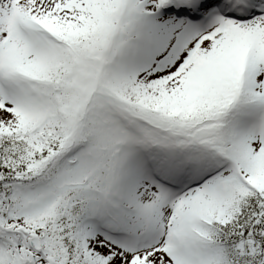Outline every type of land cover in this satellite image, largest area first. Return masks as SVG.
<instances>
[{
  "label": "snow or ice",
  "instance_id": "6c2138e0",
  "mask_svg": "<svg viewBox=\"0 0 264 264\" xmlns=\"http://www.w3.org/2000/svg\"><path fill=\"white\" fill-rule=\"evenodd\" d=\"M0 264H264V0H0Z\"/></svg>",
  "mask_w": 264,
  "mask_h": 264
}]
</instances>
